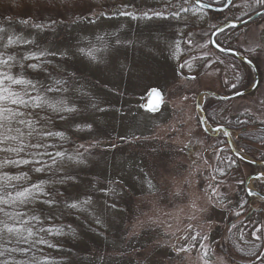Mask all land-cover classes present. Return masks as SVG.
Returning a JSON list of instances; mask_svg holds the SVG:
<instances>
[{"label":"rangeland","instance_id":"1","mask_svg":"<svg viewBox=\"0 0 264 264\" xmlns=\"http://www.w3.org/2000/svg\"><path fill=\"white\" fill-rule=\"evenodd\" d=\"M91 1L96 3V0H0L1 12L78 15L73 28L52 34L44 49L57 53L55 57H47L52 61L49 71L57 79L61 78L60 69L76 73L72 86L77 91L67 96L80 111L66 114L67 120H55L46 130L61 131L67 137L64 141L49 138V143L56 145L48 149L53 153L67 149L75 155L81 144L88 149L84 153L86 164H68L67 170L76 176L77 183L56 187L78 199L91 195L92 203L85 212L58 211L55 219H46L49 213L42 212L43 224L38 227L55 228L63 234L40 233L56 247H32L35 252L30 260L40 264H253L246 259L251 253V246L247 245L253 239L264 241L261 224L248 222L240 237L234 233L230 238L242 256L225 251L224 237L217 232L229 229L230 221L241 220L235 214L246 198L251 204L264 207V200L247 196L244 184L247 176L264 174V165L245 166V178L238 183L235 169L223 161L225 154L231 155L228 146L225 144L224 150L218 151V146L226 142L223 132H219L217 140L204 132L197 108L198 102L203 105L212 98L201 92L219 95L234 92L231 85H237L241 71L249 67L238 64L232 55L234 62L217 55V65L194 72L198 61L191 58L205 55L208 64L215 61L210 33L222 21L250 16L258 3L232 0L227 9L216 12L201 10L186 0L188 11L179 14V18L145 19L135 13L108 20L105 19L108 10L102 12L101 5L90 13ZM137 2L139 10L148 5V0ZM149 3L151 8L162 4ZM229 30L221 35V40L230 47L236 45L242 50L241 55L255 60L258 83L253 91L231 99L227 107L223 105L221 114L227 119L236 115L242 120L252 117L264 124V16ZM113 31L120 34L118 38L110 36ZM80 48L84 53L78 51ZM63 51H68L70 59H61L59 53ZM180 63L184 65L181 73ZM245 81L247 87L252 84L250 69ZM151 88L160 89L163 94L164 104L156 112L142 107ZM231 143L236 149V142L231 139ZM30 167L23 166L10 174L28 171ZM29 175L30 182L47 179L43 173L29 171ZM258 183L251 179L247 186L258 190ZM101 187L106 192L115 188V193L105 195L99 191ZM43 207L38 204L35 210ZM246 211L244 208L243 213ZM97 217L100 224L94 222ZM0 219H5L3 214ZM257 229L261 231L253 235ZM9 238L5 233L4 239ZM9 246L19 247L14 239ZM16 258L23 261L22 257Z\"/></svg>","mask_w":264,"mask_h":264},{"label":"snow or ice","instance_id":"2","mask_svg":"<svg viewBox=\"0 0 264 264\" xmlns=\"http://www.w3.org/2000/svg\"><path fill=\"white\" fill-rule=\"evenodd\" d=\"M196 2L201 9L212 7L211 3L203 4L200 0ZM225 2L230 3L231 0H225ZM256 2L264 6V0H256ZM177 7L179 11L172 13L174 18H179L180 11H188L182 5ZM121 14L128 15V13ZM153 15L161 17L163 13L156 11ZM144 16L151 19L148 13H144ZM16 23L30 25L29 20L16 21L12 16L0 21V214L5 217L0 219V239H4L5 233L11 237L0 243V264H24V261L12 254H27L36 245L56 247L40 233L48 235L63 233L55 228L38 227L43 224L42 212L49 213L46 219H55L58 211L85 212L86 206L92 203L91 195H88L86 199H78L70 193L66 195L56 187L77 183L76 176L67 170L68 164L74 166L86 164L84 153L88 149L81 144L75 155L69 153L67 149L57 150L54 153L48 150L56 147L49 143V138L59 137L61 141H64L67 137L64 132L46 129H49L55 120H67L70 114L80 111L74 100H70L67 96L68 93L77 91L72 86L76 73L68 72L66 68L60 69L61 78L57 79L49 71L48 66L52 61L46 59L49 56L55 57L57 53L42 50L37 42V35L25 36L23 33H17L14 30ZM30 26L40 32L51 27V25L40 23ZM219 32H223L222 27ZM117 43L119 44L120 41L117 40ZM216 46L224 50L218 42ZM78 51L84 53L85 50L80 48ZM87 54L95 60L91 52ZM59 55L61 59H70L68 51H63ZM57 67L59 68V65ZM188 67L190 68L191 65ZM225 83L228 82L225 81ZM231 87L236 89L237 85L232 84ZM54 93L64 95H51ZM157 95L160 94L157 93ZM92 107L95 108L96 105L93 104ZM88 128H91L90 124ZM212 130L219 132L223 129L220 126ZM224 135L227 136L229 133L224 131ZM79 149H84V152H80ZM23 166L31 167L28 171L10 174L12 170L21 169ZM29 171L46 174L47 179L30 182ZM99 191L107 195L115 193V188H109L106 192L105 188L101 187ZM38 204L44 206L40 211L35 210ZM21 207L27 210L19 211L18 208ZM112 207L115 205L113 204ZM29 211L33 213L31 216L28 214ZM236 215L240 214L236 213ZM94 222L100 224L101 220L97 217ZM231 227L235 228L236 224L233 223ZM259 231L261 229H257L253 235ZM256 238L260 239V236ZM13 239L16 245H20L19 247L9 246L13 243ZM192 239L195 241L196 237ZM22 245H29V247L25 248ZM28 264H40V262L33 259L29 260Z\"/></svg>","mask_w":264,"mask_h":264},{"label":"trees","instance_id":"3","mask_svg":"<svg viewBox=\"0 0 264 264\" xmlns=\"http://www.w3.org/2000/svg\"><path fill=\"white\" fill-rule=\"evenodd\" d=\"M124 1H126V4L128 3L129 4L122 5L121 3L123 2V0H120L118 2L117 0H108V2L105 0H96V3L94 2V4L91 1L89 5L90 7L89 10L91 13L94 9H96L97 6L101 5L102 7L100 9H102V12H104L105 10L106 11L108 10L106 12V17H105V19H108V20L117 18L116 15H118V17L121 16L122 15L121 13H128L129 15L131 14L133 15L136 13V15H139V17H143L145 19H148V18L144 16V13H148L151 19L154 17L158 18L157 16H154L153 13L156 11H159L163 13V16H161V19L166 20V19L174 18L172 13L179 11V8L177 7V5H182L186 9L188 8V5H187L188 3L186 2V0H167V1L148 0L147 7H145V9H143L144 8L143 7L142 10H139L138 6H136V3H138L137 0H135L136 2L133 0L134 3H130L131 0H124ZM138 1L140 2L143 0H138ZM158 1H160L162 4L157 5L156 8L154 7L151 8V6H149L150 5L149 2H158ZM189 1L192 6H195L192 0H189ZM202 1L214 4V5H221L224 2V0H219L218 2H211L210 0H202ZM7 7L12 8L11 6H7ZM260 9H264V6H261L258 4L257 7L252 11V13ZM73 10L75 12V8H73ZM67 12H71V11L69 10ZM180 14H184V11H180ZM8 16L14 17L16 21L29 20L30 25L35 24V23L51 25V27L45 28L43 32H40L39 30L32 28L30 25L26 26V25H21L19 23H16L14 25V30L17 33H23L25 36H31L33 34L37 35V42L40 44L42 50H45L44 47L46 46L47 43H49L50 36L52 34L73 28V26L77 23L76 18H78V15L76 12L68 13V14H63V12L61 13L51 12L48 14L44 13V14H36V15H26V13L19 14L11 10L6 11V12L0 11V21H3L4 18ZM263 16L264 14L260 15L258 18H262ZM244 18L245 17L239 18L235 21H240ZM226 21H230V20L222 21L219 24L224 23ZM229 29L230 28L226 29L218 37H216V41L221 46L232 48V49L237 50L240 53H243L242 50H240V48L237 47L236 45L230 47L228 42L224 43L223 39L221 40L220 38L221 35L223 36L227 34V32H230L231 30ZM123 32L125 31L123 30L122 33ZM118 34H119L118 32L113 31L110 33V36H113V38H115L120 35ZM29 47H32V46H29ZM213 51L215 52L216 56H214L213 58L212 57L210 58L214 59L215 61H212L209 64L207 62L208 57L205 55L195 56L191 58V60L198 61L197 65L194 66V69H193L194 72L207 68L208 65H217V62H216L217 55L224 57V59H230L232 62L236 60V58L234 60L228 54H222L214 49ZM243 56L245 55L243 54ZM245 57L248 58L247 56ZM249 60L255 65V60L253 59H249ZM236 62L240 65L246 66L245 63H243L242 61L238 59ZM206 64L207 66H204ZM247 70L249 69L246 68V70L243 69L241 71V74L239 76L240 77L239 83L237 84V88L235 89V91L245 89L248 86V85L246 86L247 83L245 81ZM179 73H181V71H179ZM230 100L231 99L220 100V99H215V98L206 100L202 106L205 118L211 125H223L226 128H228L232 134H235V142H236L237 148L241 150L244 154L251 156L254 160L264 161V124H261L255 121V119L252 117L245 119V120H242V118L239 115H236L235 117H228V119H227V116L223 117L222 116L223 114H221L224 109L223 105L227 107L228 105L227 103H229ZM211 138L214 140L218 139L217 136H212V135H211ZM245 166L252 167L253 165L241 159L235 158V180L238 183L245 178V175H244ZM258 191L264 194V181H260L258 183ZM240 205H242V207H239L238 209L239 212L238 211L236 212V213H239L240 215L235 216V217H237V219L241 217L240 218L241 220L239 221L235 220V222H232V221L229 222L231 225L235 223L236 227L232 228L230 225L229 229L225 230L222 228L221 230H218L217 232L219 234V231H220L221 236L224 237L223 242H222L224 245L223 247L224 250L229 251L231 253L235 252V254H238L236 245L234 247V244L232 243V241H230V238L233 236L234 233H235V236L238 235L240 237V234H242L243 228L247 226L248 222H253L256 226L261 224L263 227V231H264V207H259L254 204H251L249 198H246L244 204L240 203ZM244 208L248 210L246 211V214L243 213ZM249 242L250 243L247 246L249 245L251 246L250 247L251 253L249 256H246V259H250L253 264H264V241L253 239ZM22 246L27 248L25 245H22ZM243 248H245V246H243ZM34 252L35 251H32L31 249V251L25 254V256H20V254L17 253L15 257L16 256L22 257L23 261L27 264V261L32 258ZM253 254H256V255H253ZM238 255L242 256L241 254H238Z\"/></svg>","mask_w":264,"mask_h":264},{"label":"water","instance_id":"4","mask_svg":"<svg viewBox=\"0 0 264 264\" xmlns=\"http://www.w3.org/2000/svg\"><path fill=\"white\" fill-rule=\"evenodd\" d=\"M192 2H193V4L196 7L200 8V5L196 2V0H192ZM231 2H232V0H231ZM231 2L227 3L224 0L223 4H221V5L211 4L212 7L204 8L202 10L216 11V12L224 11L225 9H227L230 6ZM200 3L209 4V3L205 2V1H202V0H200ZM262 14H264V9H260L258 11H255L250 16H248L247 18H245L243 20H240V21H227V22H224V23L218 25L211 32L210 37H209V43H210L211 47L214 50H216V51H218V52H220L222 54L232 55L234 58L242 61L243 63H245L249 67V69L251 70V72L253 74L252 84L249 87L245 88V89H242V90H239V91H235V92H233L231 94H228V95H218V94H215V93H212V92H207V91L201 92L200 94L207 93L209 96H211L213 98L220 99V100H228V99H231V98H236L238 96H242L244 94H248L249 92L253 91L256 88L257 83H258V73H257L255 65L252 62H251V64H249L250 60L248 58H246L245 56L241 55L237 50L226 48L224 46H222V48L224 50L218 49L217 46H216V43H217L216 42V36L221 33V32H219V29L221 27L223 28V31L225 29H227V28L233 27V25H235V27H238V26H241V25H244L246 23L251 22L252 20L256 19L257 17H259ZM157 93H159L160 95H157ZM161 105H162V93L158 89H151L148 92V94H147L146 101L143 103V107L146 110L150 111V112H156V111H158L160 109ZM197 108H198L199 113H200L199 123H200L201 129L203 131H205L206 133L214 134V135H217L219 132H221V131L217 132V131H213L212 130V129H214L216 127H220V126L219 125L211 126V125L208 124V122L205 119L202 107L199 104V102L197 103ZM222 129H223L222 130L223 135H224V131H227L229 133L228 129H226L225 127L222 126ZM225 137L227 139V143L229 145V148H230L232 154L235 155V157H237V158H239V159H241V160H243L245 162H248V163H250V164H252L254 166H262V165H264V161H256V160L250 159L248 157H245L237 149L233 148L231 140L229 138V135H227ZM257 177H259V179H257ZM251 179H255V180H258V181H264V174H262L261 172H257V173L251 174L244 181L245 190H246V193L248 194L249 197L256 196V197L264 200V194L260 193L256 189H251V188H249L247 186L248 182Z\"/></svg>","mask_w":264,"mask_h":264},{"label":"flooded vegetation","instance_id":"5","mask_svg":"<svg viewBox=\"0 0 264 264\" xmlns=\"http://www.w3.org/2000/svg\"><path fill=\"white\" fill-rule=\"evenodd\" d=\"M221 34V33H220ZM220 34H218L216 37H218ZM181 63L178 65V69H179V71H181L182 70V67H181ZM185 76H187V77H189V78H192V77H194V75H185ZM151 89H155V88H151ZM151 89H149L148 90V92L151 90ZM161 93H162V91L160 90V89H158ZM148 94V93H147ZM224 95H227V94H224ZM146 97H147V95H146ZM146 101V100H145ZM144 101V102H145ZM143 102V103H144ZM143 103H142V107H143ZM164 104V101H163V94H162V105ZM161 105V106H162ZM203 106V105H202ZM144 108V107H143ZM161 108V107H160ZM145 109V108H144ZM203 110V109H202ZM200 124V123H199ZM213 126H216V125H213ZM219 126H223V125H219ZM223 127H225V126H223ZM226 128V127H225ZM226 129H228V128H226ZM228 131H229V138H230V135L232 136L231 137V139H232V141H234L235 142V134H232L231 132H230V130L228 129ZM210 135H212V136H218L219 134H217V135H214V134H210ZM224 138H225V140H226V142L225 143H222V144H220L219 146H218V151L220 152V151H222V150H224V146H225V144L228 146V149H229V151H230V153H231V155H229V154H225L224 155V159H223V161H224V163H230V166H232L233 167V169H235V155L234 154H232V152H231V150H230V148H229V145H228V143H227V139H226V137L225 136H223ZM230 139V140H231ZM234 148V147H233ZM235 149V148H234ZM232 157V159H230V157Z\"/></svg>","mask_w":264,"mask_h":264}]
</instances>
